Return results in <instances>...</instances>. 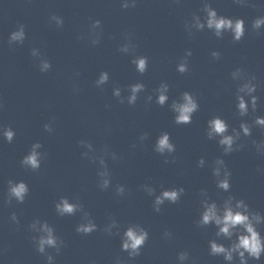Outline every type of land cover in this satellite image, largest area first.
Wrapping results in <instances>:
<instances>
[{"label": "clouds", "instance_id": "obj_1", "mask_svg": "<svg viewBox=\"0 0 264 264\" xmlns=\"http://www.w3.org/2000/svg\"><path fill=\"white\" fill-rule=\"evenodd\" d=\"M235 3L244 5L245 0H234ZM123 9H129L136 7V0H124L121 4ZM202 11L205 13L204 18L201 19L199 15H193L191 22H185V30L192 34V30L203 31L205 28L212 31L214 36L218 39H222L225 32L232 34L233 42H239L245 36V21L242 18H229L219 15L209 3H203ZM50 22H54L55 25L60 28L63 27L64 20L62 17L53 14L50 18ZM264 26V16L255 18L252 21V29L259 35V30ZM101 28V21L95 20L91 24V43L93 45L99 44L100 35L96 32V29ZM26 39L25 25L19 24L17 29L10 33L8 38L9 45L12 44H23ZM78 39H84L83 36ZM136 45L132 43L129 38L126 43L120 45L119 51L124 54H133L132 63L135 65L136 71L140 74H144L148 69V58L146 56H136L135 53ZM192 55L191 50L185 52L184 57L177 64V71L181 74L186 73L188 69V57ZM214 59L220 58V53L213 51L211 53ZM31 56L36 58L39 63L38 67L42 73L48 72L52 65L51 62L42 57V54L38 48L31 50ZM233 80H243L237 88L236 99H237V111L239 116L244 117L249 114V107L253 112L257 109L258 97L254 95L257 90L255 76H247L242 68H237L231 73ZM109 73L102 71L95 81L96 87H102L109 81ZM145 90V85L142 82L128 86L130 95L124 97L120 87L113 88V96L119 99L121 104L125 101L129 105H135L138 94ZM156 103L163 107L169 100L168 91L169 85L162 82L155 90ZM245 97L250 99L246 100ZM147 100L150 102L152 96L149 95ZM3 105L0 104V108ZM171 110L175 113L174 122L177 125H187L192 123L193 114L199 110V104L194 97L188 91L181 94L179 100H173L170 105ZM252 124L259 126L264 129V116H257ZM44 130L46 132H53L54 129L51 123L44 124ZM252 126L247 122H241L239 130L233 128L231 134H229V125L227 122L219 116H215L207 122L206 135L209 140L218 139V144L222 147L223 153L228 155L234 151H239L244 147L242 144H238L241 134L244 137L251 135ZM0 134L5 138L8 143H12L15 138V131L11 127H4L0 130ZM148 137V133H143L139 140L143 142ZM258 152L264 155V141L257 143L253 141ZM79 146L86 148L87 151L82 153V156L89 158L93 162L98 160L101 170L98 171L97 175L100 177L99 187L104 190L109 188L111 183V175L108 171V167L104 158V155L97 157L94 153L95 150L91 142L86 140H80ZM43 145L40 142H35L31 145L29 152L20 161L21 166L30 169L33 172L39 171L41 168L42 160L45 158L46 153L40 151ZM135 147V145H133ZM160 155L166 153L171 155L176 151V146L170 139V134L167 132L161 133L154 145L153 149ZM104 153L107 154L105 148ZM89 153L93 155L89 156ZM113 160L117 159L116 153H111ZM175 158H173L174 162ZM165 163H169L168 159H165ZM205 165V159L201 157L198 161V167ZM213 175L216 179V186L227 192L231 188L230 177L231 171L227 168L225 161L222 158H217L214 161ZM143 190L150 196L155 194V188L145 184L141 186ZM185 189L172 188L165 189L159 195L155 196L153 202L154 211L159 213L161 206L167 201L175 204L180 200L181 195ZM125 188L123 185L116 187L117 195H123ZM29 193V187L24 181L15 182L13 180L8 181V192L6 203L11 204L12 200L17 203H23L26 196ZM201 195L205 197L201 201L203 211L201 212L200 219L196 221L199 227H205L210 224H214L217 228L215 233L216 237H223L224 239L230 240V246H225L222 243L217 242L213 239L209 241V254L211 256H222L227 264H233L235 258H238L239 264H248L249 259L259 261L264 255V236L258 231V225L264 224V215H261L258 211H252L247 203L243 199H236L233 196L227 197L222 205H218L215 201H209L207 198V192L201 190ZM56 213L59 216H72L77 212H82V221L76 227V232L84 235H89L97 230V225L94 220L90 217V213L84 211L83 205L78 202H70L69 198L61 197L55 204ZM11 220L19 224L18 217L15 212L11 214ZM118 223L113 218L111 223L105 226L104 231L112 235V229H118ZM29 229L37 233L32 237L36 251L41 255L46 256V264H54V256L48 253V249H55L56 253L59 254L61 248L64 246V241L55 234V230L48 224L47 221H40L39 219L34 220L30 225ZM171 233L165 231V238H170ZM235 236V239L233 237ZM149 239L148 231L140 224H131L123 232L121 237V249L128 253L129 259H133L141 254V249L144 247ZM189 257L187 251L180 252L178 254V260L183 264ZM115 264H123L119 258H117Z\"/></svg>", "mask_w": 264, "mask_h": 264}]
</instances>
